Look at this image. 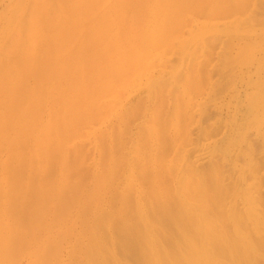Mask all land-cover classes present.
<instances>
[{"label": "rangeland", "instance_id": "obj_1", "mask_svg": "<svg viewBox=\"0 0 264 264\" xmlns=\"http://www.w3.org/2000/svg\"><path fill=\"white\" fill-rule=\"evenodd\" d=\"M0 264H264V0H0Z\"/></svg>", "mask_w": 264, "mask_h": 264}]
</instances>
